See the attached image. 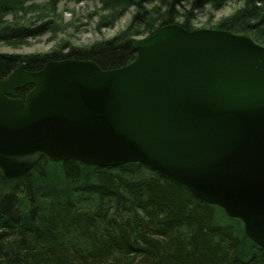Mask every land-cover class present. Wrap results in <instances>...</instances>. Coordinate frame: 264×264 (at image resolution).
<instances>
[{
  "label": "water",
  "instance_id": "95a60500",
  "mask_svg": "<svg viewBox=\"0 0 264 264\" xmlns=\"http://www.w3.org/2000/svg\"><path fill=\"white\" fill-rule=\"evenodd\" d=\"M133 47L119 68L48 59L0 78V170L18 177L43 158L144 162L241 219L264 247V45L173 23ZM27 85L25 99L12 96Z\"/></svg>",
  "mask_w": 264,
  "mask_h": 264
},
{
  "label": "trees",
  "instance_id": "16d2710c",
  "mask_svg": "<svg viewBox=\"0 0 264 264\" xmlns=\"http://www.w3.org/2000/svg\"><path fill=\"white\" fill-rule=\"evenodd\" d=\"M27 1L0 0V40L21 42L55 30L52 19L34 25L5 19L26 11ZM59 1L49 0L52 9ZM228 1L101 0L112 20L135 7L125 30L67 52L64 46L43 54L0 52V78L22 63L40 70L48 59L125 66L137 55L134 34L151 35L173 23L194 30L198 11L207 5L220 9ZM217 28L264 45V0H244ZM32 88L12 96L25 99ZM0 264H264V247L246 234L241 219L144 162L99 166L43 158L18 177L0 170Z\"/></svg>",
  "mask_w": 264,
  "mask_h": 264
},
{
  "label": "rangeland",
  "instance_id": "374dc122",
  "mask_svg": "<svg viewBox=\"0 0 264 264\" xmlns=\"http://www.w3.org/2000/svg\"><path fill=\"white\" fill-rule=\"evenodd\" d=\"M243 4L244 0H231L220 9L207 5L197 12L193 28L218 29V24L231 16ZM26 5V11L8 14L5 19L8 22L19 21L29 25L52 19L55 30L21 42L0 40V52L23 55L43 54L62 49L61 46H64L62 49L64 52L71 47H89L96 42L111 39L125 30L135 12V7L131 6L117 19L112 20L110 15L112 10L104 8L101 0H60L55 10L52 9L49 0H28ZM153 6L150 3L147 4L148 8ZM138 30H143V26H140ZM147 35V32H142L134 34L133 37L140 39Z\"/></svg>",
  "mask_w": 264,
  "mask_h": 264
}]
</instances>
